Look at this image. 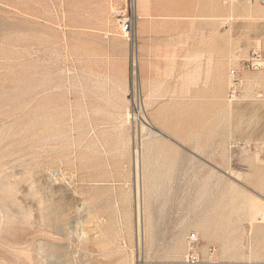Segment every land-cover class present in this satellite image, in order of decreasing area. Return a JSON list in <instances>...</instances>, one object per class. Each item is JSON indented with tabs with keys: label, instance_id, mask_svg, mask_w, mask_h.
I'll use <instances>...</instances> for the list:
<instances>
[{
	"label": "rangeland",
	"instance_id": "obj_1",
	"mask_svg": "<svg viewBox=\"0 0 264 264\" xmlns=\"http://www.w3.org/2000/svg\"><path fill=\"white\" fill-rule=\"evenodd\" d=\"M194 3L213 24L201 61L145 14ZM255 50L260 0H0V264H189L193 232L196 264L264 263V143L231 142L226 90L211 145L198 83L207 53L227 77ZM244 78L264 92V69Z\"/></svg>",
	"mask_w": 264,
	"mask_h": 264
},
{
	"label": "crops",
	"instance_id": "obj_2",
	"mask_svg": "<svg viewBox=\"0 0 264 264\" xmlns=\"http://www.w3.org/2000/svg\"><path fill=\"white\" fill-rule=\"evenodd\" d=\"M202 7L201 5L183 6L181 8L171 7L163 8L161 10L154 9L153 6H149L146 9V18L151 19L148 21L154 29H161L163 39L176 37L180 33H187L188 35L193 36L194 46L193 53L199 55L197 61H201V45H198V41L201 40L202 30H212L211 22L202 21ZM160 18H165L162 21ZM199 46V47H198ZM165 52H163L162 60V92L166 93V90L171 91L173 88L179 87V85L174 84L173 80H170L171 77H177L179 75V69L174 67L173 69L170 66V59L164 58ZM207 60L204 61V66H200V72H208V78L201 76L199 86H202L209 96L204 101L205 107L209 117V134H210V144L214 145L217 143V106L216 101L217 97L212 96L218 92H225L229 87V75H225L227 66L223 63L219 65L218 69H214V63L218 60L216 54L207 53ZM179 60V59H177ZM168 61V68L166 69V62ZM222 62V61H221ZM205 63H208L209 66H206ZM206 69L207 71L203 70ZM249 70H242L241 77L243 80V89L245 90V76ZM256 72V71H254ZM216 74H221V81L217 84ZM229 74V73H228ZM219 76V75H218ZM243 90V92H244ZM178 91V90H177ZM241 101L229 102L231 107L227 111V132L228 136L233 143L240 142H257L264 143V100H256L255 92H249L246 97L242 96ZM163 133V132H162ZM165 134V132H164ZM216 147V145H215ZM212 149V146H210Z\"/></svg>",
	"mask_w": 264,
	"mask_h": 264
},
{
	"label": "built area",
	"instance_id": "obj_3",
	"mask_svg": "<svg viewBox=\"0 0 264 264\" xmlns=\"http://www.w3.org/2000/svg\"><path fill=\"white\" fill-rule=\"evenodd\" d=\"M261 4H264V0H260ZM131 26L129 19L123 22L124 31L128 33ZM264 69V59L262 53L259 50L252 52L248 59H245L240 63V66L231 68L229 70V87L227 93V99L229 102L241 101L243 94V80L241 77L242 70L249 71H261ZM256 100H264V92L260 91L255 94ZM130 120L133 125L137 124V121H142L143 113L139 106H136L134 101L132 113L130 114ZM199 236L197 233H190L187 237V252L186 261L189 264H196L200 261L201 253L198 250ZM249 264H264L260 262H250Z\"/></svg>",
	"mask_w": 264,
	"mask_h": 264
},
{
	"label": "bare ground",
	"instance_id": "obj_4",
	"mask_svg": "<svg viewBox=\"0 0 264 264\" xmlns=\"http://www.w3.org/2000/svg\"><path fill=\"white\" fill-rule=\"evenodd\" d=\"M141 1H143V0H136V3H137V6L140 4L141 5ZM125 116H126V118L128 117L129 119H130V117H131V115L130 114H128V113H126L125 114ZM143 128H146V126L143 124ZM145 130V129H144ZM152 134H155V135H160V132L157 130H155V131H152L151 132ZM138 198H139V192H138ZM258 223H261V222H264V217H263V219H260L259 221H257ZM256 227V229H255V231H257L258 233H264V225H257V226H255ZM254 228V227H253ZM251 245V244H250ZM45 247H46V245H45ZM44 247V248H45ZM49 249H51V248H49ZM49 249H48V251H49ZM41 250V249H40ZM45 250V249H44ZM53 250V249H52ZM51 250V251H52ZM42 251V250H41ZM50 251V253H53L54 251L56 252V250H53V252H51ZM46 252V251H45ZM44 253V252H43ZM63 253V252H62ZM40 254V253H39ZM46 254H48V252H46ZM53 254H55V257H57L56 256V253H53ZM46 256V255H45ZM54 256V255H53ZM42 257V256H41ZM44 258H47V257H44ZM44 260V259H43Z\"/></svg>",
	"mask_w": 264,
	"mask_h": 264
}]
</instances>
